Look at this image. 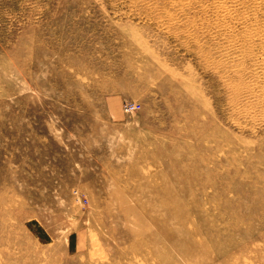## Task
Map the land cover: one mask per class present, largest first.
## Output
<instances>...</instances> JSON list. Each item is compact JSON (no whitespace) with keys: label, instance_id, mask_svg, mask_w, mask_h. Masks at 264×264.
<instances>
[{"label":"rangeland","instance_id":"1","mask_svg":"<svg viewBox=\"0 0 264 264\" xmlns=\"http://www.w3.org/2000/svg\"><path fill=\"white\" fill-rule=\"evenodd\" d=\"M0 264H264V0H0Z\"/></svg>","mask_w":264,"mask_h":264},{"label":"built area","instance_id":"2","mask_svg":"<svg viewBox=\"0 0 264 264\" xmlns=\"http://www.w3.org/2000/svg\"><path fill=\"white\" fill-rule=\"evenodd\" d=\"M138 105L135 102H126L124 109L126 111H134L135 109H137Z\"/></svg>","mask_w":264,"mask_h":264}]
</instances>
